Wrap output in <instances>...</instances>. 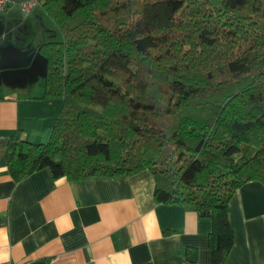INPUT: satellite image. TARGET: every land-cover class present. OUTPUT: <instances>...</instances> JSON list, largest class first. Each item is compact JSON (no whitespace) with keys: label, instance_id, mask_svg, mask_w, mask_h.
Masks as SVG:
<instances>
[{"label":"trees","instance_id":"1","mask_svg":"<svg viewBox=\"0 0 264 264\" xmlns=\"http://www.w3.org/2000/svg\"><path fill=\"white\" fill-rule=\"evenodd\" d=\"M62 34L38 44L43 98L61 106L45 142L13 131L15 181L129 175L147 169L156 202L209 217L223 264L228 203L264 184V0H38ZM185 256L196 261V249Z\"/></svg>","mask_w":264,"mask_h":264},{"label":"crops","instance_id":"2","mask_svg":"<svg viewBox=\"0 0 264 264\" xmlns=\"http://www.w3.org/2000/svg\"><path fill=\"white\" fill-rule=\"evenodd\" d=\"M20 1V0H15ZM62 34L38 3L0 12V261L11 264H213L209 217L190 205L156 202L147 169L129 175L53 178L47 168L15 181L10 134L45 142L61 100L44 94L38 44ZM233 243L223 264H264V184L240 185L228 203ZM196 249V261L185 249Z\"/></svg>","mask_w":264,"mask_h":264},{"label":"built area","instance_id":"3","mask_svg":"<svg viewBox=\"0 0 264 264\" xmlns=\"http://www.w3.org/2000/svg\"><path fill=\"white\" fill-rule=\"evenodd\" d=\"M15 3L19 4L20 9L24 14H28L32 11L34 6L38 4V0H20L18 2L15 0H0V12L7 10L8 7ZM0 264H11V262L4 260L0 261Z\"/></svg>","mask_w":264,"mask_h":264}]
</instances>
